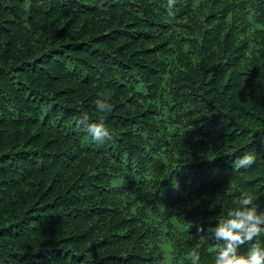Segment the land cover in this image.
<instances>
[{"label":"trees","instance_id":"16d2710c","mask_svg":"<svg viewBox=\"0 0 264 264\" xmlns=\"http://www.w3.org/2000/svg\"><path fill=\"white\" fill-rule=\"evenodd\" d=\"M245 192L264 209V0H0V264H214Z\"/></svg>","mask_w":264,"mask_h":264},{"label":"clouds","instance_id":"9594fccd","mask_svg":"<svg viewBox=\"0 0 264 264\" xmlns=\"http://www.w3.org/2000/svg\"><path fill=\"white\" fill-rule=\"evenodd\" d=\"M171 9L175 0H168ZM109 97L95 101L96 110L99 113H110L113 105ZM97 144H104L112 140L114 134L106 127L103 119L90 122L85 114L78 122ZM255 155L247 152L234 162V167L248 168L255 163ZM257 200L250 193H242V197L235 208L228 209L225 216H221L218 223L209 229L215 245L212 251L215 253L214 264H264V209H260L255 203ZM202 230V229H201ZM247 245L246 253L241 254L238 249ZM191 264H200L198 251L193 250L187 257ZM167 264V261L165 262Z\"/></svg>","mask_w":264,"mask_h":264}]
</instances>
